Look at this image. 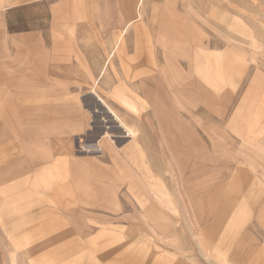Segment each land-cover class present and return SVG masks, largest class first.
Wrapping results in <instances>:
<instances>
[{
	"label": "rangeland",
	"instance_id": "1",
	"mask_svg": "<svg viewBox=\"0 0 264 264\" xmlns=\"http://www.w3.org/2000/svg\"><path fill=\"white\" fill-rule=\"evenodd\" d=\"M126 24L0 21V264H264V0Z\"/></svg>",
	"mask_w": 264,
	"mask_h": 264
},
{
	"label": "crops",
	"instance_id": "2",
	"mask_svg": "<svg viewBox=\"0 0 264 264\" xmlns=\"http://www.w3.org/2000/svg\"><path fill=\"white\" fill-rule=\"evenodd\" d=\"M143 3L144 0H0V21H58L59 24L70 21H127L126 29L140 18ZM146 47L145 44H139L138 51L143 52ZM124 51L125 45L123 42L118 52L123 53ZM138 58H135L136 65H134L135 60H124L123 64L124 74L138 75L132 78L134 81H137L141 74H148L158 68V66H155V58H152L151 65H148L144 60L138 63L140 60ZM169 60L171 62L172 59ZM110 65H112V62L107 66L105 63L106 68H113V65ZM200 66L197 65L198 73L202 72ZM87 71L88 74L95 73L93 70L87 69ZM114 73L118 75L116 70H114ZM214 74H216L215 71ZM214 74L206 72V79L209 83H214ZM116 89L119 90L120 88ZM134 91L138 92V89L134 88ZM118 99H120L119 96ZM133 106L134 110H137L135 100ZM47 169L52 170L50 172L54 175L56 172L54 169L57 168L52 166ZM54 196L65 203L64 195L54 194Z\"/></svg>",
	"mask_w": 264,
	"mask_h": 264
},
{
	"label": "bare ground",
	"instance_id": "3",
	"mask_svg": "<svg viewBox=\"0 0 264 264\" xmlns=\"http://www.w3.org/2000/svg\"><path fill=\"white\" fill-rule=\"evenodd\" d=\"M125 31V30H124ZM122 34H123V31H122ZM117 41V40H116ZM114 51V50H113ZM166 63H167V65L165 66V67H167V68H169V66H171V63H170V60L167 58V60H166ZM167 68H165V72H167ZM146 82H149V81H147L146 79H144ZM143 83V82H142ZM148 96H152V92H148V94H147ZM100 96V95H99ZM100 98V97H99ZM105 102L106 103V105L108 106V108L110 109V111L112 112L111 114H113V116H115L116 117V120H119L120 121V123H122V125H124L127 129H128V131L130 132V133H132L133 135H135V131H134V129L133 128H131V127H129V126H127L126 125V123L121 119V117H120V115L118 114V112L113 108V107H111L110 105H109V103H107L106 102V100H102L101 99V102ZM103 102V103H104ZM108 109V110H109ZM118 123V122H117ZM123 126V127H124ZM126 128H125V130H126ZM117 136V135H116ZM128 136V135H127ZM130 136V135H129ZM131 137V136H130ZM133 138V137H132ZM135 138V137H134ZM136 139V138H135ZM114 143V142H113ZM118 143V142H117ZM144 162V161H143Z\"/></svg>",
	"mask_w": 264,
	"mask_h": 264
}]
</instances>
